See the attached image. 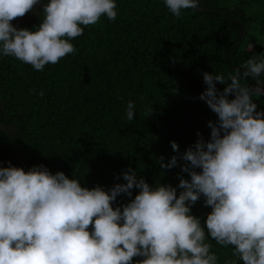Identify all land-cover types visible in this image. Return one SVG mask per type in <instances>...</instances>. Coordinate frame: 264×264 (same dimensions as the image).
<instances>
[{
    "label": "trees",
    "instance_id": "16d2710c",
    "mask_svg": "<svg viewBox=\"0 0 264 264\" xmlns=\"http://www.w3.org/2000/svg\"><path fill=\"white\" fill-rule=\"evenodd\" d=\"M48 2L40 0L12 24L36 30ZM116 4L115 21L102 16L85 27L70 40L77 51L42 71L0 54V167L28 171L43 164L52 174L63 171L83 187L106 191L126 183L122 173L129 167L153 187L190 179L179 157L194 146L198 132L209 140L208 122L217 120L199 99L207 87L203 73L223 74L230 82L229 74L248 59L264 58V0H199L198 9L182 10L179 17L164 0ZM242 83L264 87V76L259 84ZM225 86L217 83L221 91ZM253 99L264 109V96ZM129 101L135 104L132 121ZM173 155L178 166L162 169L160 157L167 164ZM132 191L131 198L118 196L113 207L134 199L139 190ZM204 199L191 206V214L200 219L218 264H243L232 246L208 235L211 208ZM141 259L134 257L133 264Z\"/></svg>",
    "mask_w": 264,
    "mask_h": 264
},
{
    "label": "clouds",
    "instance_id": "9594fccd",
    "mask_svg": "<svg viewBox=\"0 0 264 264\" xmlns=\"http://www.w3.org/2000/svg\"><path fill=\"white\" fill-rule=\"evenodd\" d=\"M179 17L198 9L199 0H164ZM40 0H0V54L15 57L35 70L56 64L77 49L70 42L96 25L102 16L117 17L116 0H49L36 30L12 21L32 12ZM83 25L84 27H81ZM264 58L252 57L229 74L203 73L207 86L199 99L217 116L209 121L210 139H199L180 157L177 187L149 185L129 167L126 183L110 190L83 187L63 171L52 174L43 164L28 171L0 167V264H218L200 219L191 206L203 196L207 233L217 244L232 246L243 264H264V109L254 97L264 96L260 83ZM217 83L226 85L223 90ZM41 96L44 93H39ZM127 104V120L135 116ZM149 112L153 111L149 109ZM174 152L179 146L170 142ZM162 169L178 166L173 155ZM200 169V171H197ZM134 199L113 207L124 194ZM228 264H237L236 261Z\"/></svg>",
    "mask_w": 264,
    "mask_h": 264
}]
</instances>
